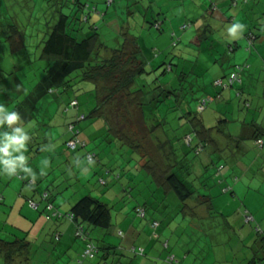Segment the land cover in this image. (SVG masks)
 I'll return each instance as SVG.
<instances>
[{
    "label": "rangeland",
    "instance_id": "374dc122",
    "mask_svg": "<svg viewBox=\"0 0 264 264\" xmlns=\"http://www.w3.org/2000/svg\"><path fill=\"white\" fill-rule=\"evenodd\" d=\"M80 1L103 13L102 17L91 13L89 21L96 22L107 51L120 47L124 33L135 37L141 47L140 58L149 74L139 76L136 85L141 84L146 92L144 126L150 132L141 129L142 124L129 125L135 114L139 116L131 108H128L130 120L125 122L122 130L139 147L108 137L101 119L87 117L77 125L79 139L86 146L69 151L65 141L69 142L71 132L66 123L77 111L68 107V101L75 96L79 113L88 114L94 106V92L90 88L79 90L85 83L76 81L74 89L77 90L73 94L70 92L54 100L44 97L36 104L35 117L26 124L33 137L29 153L30 163L38 174L37 180L31 186L30 178L0 175V193L4 198L0 202V239L30 240V264H122L123 261L165 264L163 261L168 254L178 258L187 254L188 259L182 260L183 264H207L204 260L209 263L213 258L216 264H247L246 258L251 254L262 255L264 149L251 146L249 150L248 144L252 145V142L245 141L242 152H236L244 169L252 168L247 177L256 174L250 180L242 179L237 175L238 171L222 176L224 164H229L225 158H212L211 166L207 165L208 169L200 166L199 174L189 173L191 168L189 171L188 168L192 162L193 166L198 159L207 157L209 148L205 146L199 157L194 155L192 148L197 140L189 122L191 118H198L206 128H211L208 131L235 135L242 130L245 117L250 120L251 113L264 108V0H247L239 2L238 6H231V0H110V5L106 4L109 0ZM56 9L57 0H0V18L16 25L22 31L25 43L24 49L12 52L4 35H0V85L7 89L0 88V102L10 109L29 95L50 63L41 58L40 53L45 33L56 19ZM236 21L247 27L242 37L233 41L226 34V25ZM247 32L257 37L253 43L245 37ZM234 42L236 48L229 49V44L234 45ZM240 68L243 69L239 73L241 83L236 81L229 90H220L221 86L215 81L227 78ZM17 84L21 85L19 89ZM218 89L220 95H217ZM244 100L249 102V108L245 109ZM247 112L250 114L246 115ZM219 120L224 122L219 123ZM186 132L192 138V147L183 142L182 136ZM159 143L162 149L158 148ZM234 144L226 151H236ZM49 145L53 146L51 151ZM36 149L41 150L36 153ZM87 150L96 154L93 162L86 160ZM167 153L171 155H168L169 164L175 165L174 172L179 173L181 180L193 191V197L186 204L192 206L200 195L211 197L213 207L210 204L209 218L183 215V203L173 193L162 199L154 176L158 169L152 170V163L162 165ZM45 158L50 163L45 175L40 176L41 162ZM256 160L258 163L254 164ZM100 180L105 184H100ZM233 183L246 187L234 192ZM42 192L51 195L54 205L61 211H66L86 195L108 205L111 229L84 224L90 240L100 247L93 259H81L82 240L74 238L72 228L67 236L68 245L62 244L63 237L59 240V236L54 237V241L52 233L41 237V241L36 237L40 230H51L54 223L46 218L43 205L39 203ZM30 198L39 204L38 210L30 205ZM147 199L162 200L156 210L160 234L158 239H153L157 241L156 245L149 237L152 229L143 227L149 220L148 210L153 211L146 203ZM143 204L148 218H139L135 213V206ZM161 210L165 214L162 215ZM246 215L251 219L247 221ZM117 226L123 237L116 234ZM130 226L140 230L138 235L127 234ZM122 242L126 246L133 243L135 248L145 249L144 256H134L128 251L129 247L126 251L108 250L109 256L105 260L99 258L106 252L101 245L107 243L119 247L123 246ZM166 250L167 254L163 252ZM49 252L54 253L48 259ZM223 255L231 259H223ZM261 263L264 264V260ZM0 264H4L2 256Z\"/></svg>",
    "mask_w": 264,
    "mask_h": 264
},
{
    "label": "trees",
    "instance_id": "16d2710c",
    "mask_svg": "<svg viewBox=\"0 0 264 264\" xmlns=\"http://www.w3.org/2000/svg\"><path fill=\"white\" fill-rule=\"evenodd\" d=\"M231 1V6H237V4H235L237 0ZM244 1L246 2L247 0ZM110 3L111 1L109 0L106 4L110 5ZM56 12V19L45 33V37L42 40L40 53V57L49 60L50 63L45 67L41 78L29 92V95L18 102L12 109L19 110L24 117L25 124H27L35 117L34 110L36 104L40 100L46 96L54 100L70 92L73 94L77 90L74 89L76 81H80L85 83V85L83 88L80 85L79 90L86 91L88 88L93 90L95 97L94 106L90 109L88 114H81L78 109L79 102L75 96L68 101V107H73L77 111V114L72 120L66 123L67 129L71 132V136L69 137L70 140H68L69 142L67 143V141H65L66 149L75 151L86 146L79 139L80 130L77 125L81 120L87 117L101 119L106 127L105 135H108V137L123 140L129 145L136 144V147H139L137 143L132 142L130 137L122 130V126L125 127L126 125L125 122L130 120L128 117V108L135 110V113L138 112L137 114L139 115L136 116L135 114L129 121V125L142 124L140 126L141 129L145 128V116L143 113L146 108V92L140 87L141 84L139 86L136 85V81L139 76L149 74V72L144 61L140 58L142 51L136 38L124 33V39L120 47L112 48L107 51V47L101 41L97 32L98 27L96 26V22L89 21L91 13H96L99 17L103 16V13L98 12L96 7H90L86 3H81L80 0H57ZM3 22L4 31L2 35H4L5 41L8 42L11 51L18 52L24 49L25 43L22 31L19 30L16 25L10 24L6 19H4ZM155 26L159 28L158 24ZM248 41L253 43L254 39H248ZM166 70L167 68L165 71ZM168 70H171V68L169 67ZM229 76L230 74L227 78L221 79L223 81H228ZM220 89L226 90V88L224 89L222 87H220ZM189 122L192 126V130L194 129L193 134L195 133L199 139H203L208 129H205L203 124L196 117L191 118ZM218 122L221 123L224 122V120H219ZM252 127L254 126L252 125ZM246 131L247 127L243 126L241 134L244 136ZM147 132L149 133L150 131ZM257 132V129L254 130L253 136H256ZM186 136L190 138L189 135H185L182 138L183 142L187 147H192L191 138L190 141H187ZM70 142L74 143L73 147L68 145ZM202 144L201 142V144L196 145L195 148L193 147V151L196 153L202 152L205 147V145ZM160 146L162 149L161 144ZM40 150L41 149H36V153H39ZM91 152L92 151L87 150L84 154L86 160L89 162H93L96 158V154ZM168 155L170 154H167V159L165 158V161L169 160ZM88 157H91V160H89ZM156 168L158 172L154 174L155 183L159 189L161 188L163 193H173L183 204L193 197L192 189L181 180L178 173L170 172L172 170L171 167L163 169L160 164L158 165V163L153 162L152 170ZM99 183L102 185L105 184L103 180H100ZM29 184L32 186L34 182L29 181ZM2 197L3 196H1L0 202H2ZM51 197L52 196L47 192H42L40 194L39 203L43 205L42 210L46 213V218L48 220L53 218L67 219L74 224L75 233L77 228L81 226L86 234V238L76 236L75 233L74 236L84 241L83 251L86 243L92 242L88 237V231L84 228V224L99 229H108L112 226L110 209L106 203L99 199L86 195L77 200L68 211H61L54 205L53 198ZM202 197H207L209 201L211 198L205 195H201V198ZM29 203L30 205L31 203L36 205L35 210L39 209V204L35 203L32 199L29 200ZM184 208L186 209L185 205ZM184 208L182 206L181 211L184 210ZM139 209L143 210V216L139 215ZM134 210L139 218L146 217L147 211L144 206L137 205ZM154 222L158 224L155 227L157 228L159 223L157 221H152V224ZM58 236L59 235H56L55 237ZM59 239L60 236L58 237V240ZM260 242V247L262 249L260 253L262 255L258 253L254 254V257H252L247 264H259V261L262 262V260H264V237L260 238ZM29 243L28 240L26 241V238L13 241L0 239V256L3 257L4 264H13L12 259L17 256L26 255L29 251ZM97 248L98 250L100 249V247ZM101 248L106 251L110 250V247L102 245ZM257 255H259V257H257ZM81 256V259H86V257H83V252ZM79 264H82V262H79Z\"/></svg>",
    "mask_w": 264,
    "mask_h": 264
},
{
    "label": "crops",
    "instance_id": "0c3cea01",
    "mask_svg": "<svg viewBox=\"0 0 264 264\" xmlns=\"http://www.w3.org/2000/svg\"><path fill=\"white\" fill-rule=\"evenodd\" d=\"M232 2V1H231ZM239 2H244L245 3V1L244 0H237V3H235V4H237V6H238V4H239ZM3 25H4V22H3V20L0 18V35H2L3 34V31H4V28H3ZM245 35V37L247 38V39H254L255 40V38H257L256 36H254V34L252 35V33L250 34V32H247V34L245 33L244 34ZM248 35H250V36H248ZM255 37V38H254ZM5 40V39H4ZM235 43L236 42H234V45H230L229 44V49H233V46H235L234 47V49L236 48V46H237V44L235 45ZM227 45H228V43H227ZM232 47V48H231ZM145 49V48H144ZM218 79H221V78H218ZM240 83H241V81H240ZM240 83H238V84H240ZM220 90H222V89H220ZM226 90H229V88H227ZM224 91V90H223ZM220 93V91H219V89L217 90V95H220L219 94ZM240 93V94H239ZM237 94H239V96L241 97V92L240 91H238L237 92ZM249 102L248 101H243V105H244V107H245V109L246 108H249V104H248ZM246 104H248V106L246 105ZM250 113L249 112H247L246 113V115H249ZM244 123L242 124V126H246L247 127V131H246V134H244V136L241 134V131L238 133V134H235V135H231V134H229V133H221V134H219L218 132H215V131H211V130H209V131H207V133H206V135H205V137L203 138V139H199L198 137H197V135L194 133V136H195V140H197V142H196V145H198V144H201V142L205 145V146H209V148L207 149V151H206V153L208 154L207 155V157H202L201 159H198L199 161H197L196 162V164L194 165L193 164V166H192V163H191V166L188 168V171H189V169L191 168V170L189 171V173H200L201 172V169H200V166H203V168H207L208 169V167H207V165H209L210 164V166H211V164H212V162H214L213 160H212V158H215L216 160H220V159H222V158H225L226 159V161H228L229 162V164L227 165V164H224V168H223V170H222V176L223 175H227V174H229V173H235L234 171H238V174L237 175H241V178L242 179H244V178H248L249 180L250 179H252V178H254L255 177V173L254 174H251L249 177H247V175L249 174V171L252 169V168H249V169H244V166H243V164H241L240 162H239V160L236 158V152L237 151H241L242 152V150H243V147H244V142L245 141H251L252 142V145H250V144H248V149L250 150L251 149V146H256L258 149H264V145L262 146V147H259V146H257L256 145V143H255V139L256 138H262L263 140H264V108H260V109H258L257 111H256V113L254 114V113H251L250 114V120H247V118L245 117L244 119ZM144 125H146V123L144 124ZM252 125L258 130V132H257V134H256V136H253L254 134V130H256L254 127H252ZM204 126V125H203ZM204 128L205 129H211V128H206L205 126H204ZM147 129V128H146ZM222 130V129H221ZM147 131H149L148 129H147ZM194 131V129L192 130V132ZM187 133H189V132H186L185 134H187ZM185 134L183 133V136H182V138L185 136ZM188 135V134H187ZM242 135V136H241ZM191 141H192V138H191ZM233 142H235V147H236V151H226L227 149H228V146L230 145V144H232L233 145ZM160 144L161 143H159V146H158V148H160L161 149V146H160ZM202 144V145H203ZM162 145V144H161ZM186 145V144H185ZM195 145V146H196ZM195 152V151H194ZM202 152H200V153H194V155L195 156H198V155H200ZM167 154H170V153H167ZM212 154H213V156H212ZM199 157V156H198ZM165 158L166 157H163V163H162V165L161 166H163V167H161V168H163V169H165L166 167L167 168H169V167H171L172 168V170L170 171V172H172V173H174V171H175V165L174 164H172V165H170L169 163L170 162H168L169 160H166L165 161ZM167 159V158H166ZM261 162V161H260ZM258 163V161L256 160L255 162H254V164H257ZM262 163V162H261ZM252 166V165H251ZM263 167H264V165H263ZM168 170V169H167ZM206 170V169H205ZM187 171V172H188ZM241 173V174H240ZM179 174V173H178ZM261 174L263 175V178H264V171H261ZM179 177H181V176H179ZM224 177H226V176H224ZM227 181H228V179H227ZM32 182V181H31ZM247 184L248 185H251V182H247ZM232 189L234 190V192L238 189H240V187L242 188V189H244L246 186H244V185H239V184H236V183H233L232 184ZM247 189L248 190H250V186H247ZM158 191L159 192H161V195H162V199L164 198L165 199V197L168 195V196H170V194L169 193H163V191L161 190V188L159 189L158 188ZM253 193H255V190L253 189ZM1 194V193H0ZM1 196H3L2 194H1ZM206 196V195H205ZM31 199V198H30ZM30 199H28V200H30ZM153 199V198H152ZM4 200V198L2 197V201ZM159 202H161L162 203V200H160L159 201V199H158V202H156V201H154V200H149V199H147L146 200V203L148 204V205H150L149 207H151L152 208V212L151 211H149L148 210V212H150V213H148V212H146V216H147V213L149 214V218H148V216H147V218L149 219V220H147L148 222H147V224H145L144 223V225H143V227L144 226H146L148 229H149V231H150V229H152V234H149V237L152 239V242H155V244L154 245H156L157 243V241H153V239H158L159 237H160V234H158L159 232L157 231V228H153L151 225H152V221H157L158 223H159V221L157 220V218H156V216H158V214H157V212H156V210H157V206H158V203ZM210 204H211V198H210V201L208 200V198L206 197V198H201V195L196 199V201L193 203V205L192 206H190L189 207V205L188 204H183L182 206H183V208H184V205L186 206V209L184 208V210H182V213H183V215H188V216H192V217H194V218H196V219H205V218H209V216H210V212L208 211V209H209V206H210ZM137 206V205H136ZM135 206V207H136ZM142 206H144V208H145V210H146V205L145 204H143ZM211 206H212V204H211ZM213 207V206H212ZM70 208H68L66 211H68ZM148 209V208H147ZM150 209V208H149ZM161 213H162V215L163 214H165V212L163 211V210H161ZM191 217V218H192ZM167 218H170V216H167ZM50 221H54V223L51 225V230H40V232H39V234L36 236V237H39V240L41 241V237H46V235H48L49 233H52L51 235V237H52V239L55 241V239H54V237L56 236V235H59L60 236V239H61V237H63V241H62V244L64 245H68V243H69V239H68V232H69V229L70 228H72L73 230H72V232H73V234L75 233V226H74V224L73 223H71L70 221H68L67 219H55V218H53V219H49ZM112 223V222H111ZM142 227V228H143ZM110 228V227H109ZM108 228V229H109ZM111 229V228H110ZM113 230V229H112ZM140 230L139 229H137V228H133L132 226H130V227H128L127 228V230H126V232H127V234L129 235V236H134L135 234H137L138 235V232H139ZM115 232H116V234L117 235H119L120 237H123V232L121 231V230H119L118 229V226H117V228H116V230H115ZM157 234L158 236L157 237H154V234ZM64 237H67V238H64ZM74 238H76L75 236H74ZM36 239V238H35ZM125 239H126V237H124V242H126L125 241ZM29 242L31 243V241L29 240ZM57 242V241H56ZM127 242H131V241H127ZM59 243V242H58ZM165 244H166V242H164ZM164 243H162V248L164 249ZM121 245H123V246H119V247H115V246H112L111 244H107V243H105V244H103L102 246H105V247H110V250H113V251H126L125 249H128L129 247V249H128V251L130 252V250L132 249V248H135L136 246L132 243V244H128L127 246H126V244H123V242H122V244ZM167 246V245H166ZM83 247H84V241L82 240V250H81V253H80V257L82 258V256H81V254H82V252H83ZM126 247V248H125ZM112 248V249H111ZM143 249V248H142ZM165 250V249H164ZM169 250V249H168ZM31 250L29 249V251H28V253L26 254V255H24V256H17L14 260H15V262L13 263V264H21V262L23 263V264H30V263H32V260H31V252H30ZM127 251V252H128ZM163 252H166V254L168 253L167 252V250L166 251H163ZM191 252H192V250H191ZM54 252H49V256H48V259H49V257H51L50 255H52ZM132 253V252H131ZM134 254V256H144L143 254H145V249H143V253L142 254H136V253H133ZM158 254V253H157ZM189 254H190V251H189ZM160 255V254H159ZM109 256V252H108V250L106 251V252H102V254H101V256L99 255V258H102V260H105L106 258L105 257H108ZM167 256V257H166ZM165 256V260L163 261L165 264H170L169 263V261H167V258L170 256V257H173L174 258V260H176L177 262H176V264H183V262L184 261H186L187 259H188V255L186 254V255H183L182 257H176L175 255H173V254H168V255H166ZM248 256V255H247ZM214 257L216 258L217 257V255H214ZM223 259H231V258H227L228 256L227 255H223V256H221ZM252 257H254V255H252L251 254V256L249 257H247L246 258V262L248 263V261L249 260H251L252 259ZM257 257H259V255H257ZM94 258V257H93ZM93 258H87L86 257V259H93ZM105 258V259H104ZM182 258V259H181ZM250 258V259H249ZM256 258V257H255ZM182 260H184L183 262H182ZM204 261H206L207 262V264H216V261H215V259L213 258L212 260H210V262L208 263V260L207 259H205ZM259 263V262H258ZM122 264H133V261H129V262H125V261H123V263ZM259 264H263V263H259Z\"/></svg>",
    "mask_w": 264,
    "mask_h": 264
},
{
    "label": "clouds",
    "instance_id": "9594fccd",
    "mask_svg": "<svg viewBox=\"0 0 264 264\" xmlns=\"http://www.w3.org/2000/svg\"><path fill=\"white\" fill-rule=\"evenodd\" d=\"M246 24L240 21L226 25V34L233 40H239L246 30ZM20 84L16 85L19 89ZM4 91L7 89L0 85ZM32 141L30 126H26L24 117L17 109H10L4 102H0V175L8 177H22L35 182L38 178L36 170L32 167L29 145ZM52 145L48 150H52ZM39 175H45L49 165L48 158L43 159Z\"/></svg>",
    "mask_w": 264,
    "mask_h": 264
},
{
    "label": "built area",
    "instance_id": "2783aa9c",
    "mask_svg": "<svg viewBox=\"0 0 264 264\" xmlns=\"http://www.w3.org/2000/svg\"><path fill=\"white\" fill-rule=\"evenodd\" d=\"M184 28L185 27L183 26L182 29H184ZM242 70L243 69L240 68L238 71H235V72L231 73L230 76H229L228 81H223L222 79H219L218 81H215V84H217L218 86H221L224 89L225 88L227 89V88L231 87L233 85V83L236 82V81H239V83H240L241 78L239 77V73ZM202 101H203L202 104H204L206 100L204 99ZM201 107L202 106H199V108H201ZM186 138H187V141H190V138L188 136H186ZM255 143H256L257 146L262 147L263 140L260 139V138L259 139H256L255 140ZM68 145L71 146V147H73L74 146V143L73 142H70ZM88 159L91 160V157H88ZM0 200H1V195H0ZM31 206H33L34 208H36V205L33 204V203H31ZM138 213H139L140 216H143L144 215L142 209H139ZM245 219L248 221V220L251 219V217L248 216V215H246ZM157 225L158 224L156 222H154L152 224V227L155 228ZM76 234L78 236H80V237H85L86 238V234L84 233L83 228L81 226H79L77 228ZM154 237H157V234H154ZM97 252H98L97 246L93 242H88V243H86V246L84 248L83 257L92 258L93 256H95V254ZM130 252L136 253V254H142L143 253V249L142 248H132L130 250ZM167 261H169L170 264H176V262H177L176 260H174L173 257H170V256L167 258Z\"/></svg>",
    "mask_w": 264,
    "mask_h": 264
}]
</instances>
